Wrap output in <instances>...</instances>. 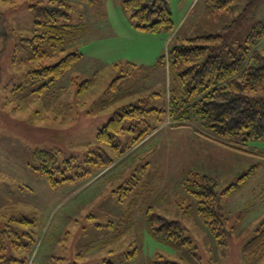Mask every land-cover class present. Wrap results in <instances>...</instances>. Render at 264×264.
<instances>
[{"label":"rangeland","instance_id":"374dc122","mask_svg":"<svg viewBox=\"0 0 264 264\" xmlns=\"http://www.w3.org/2000/svg\"><path fill=\"white\" fill-rule=\"evenodd\" d=\"M64 1L71 6L64 21L71 28L55 62L75 51L82 57L48 83L15 64L33 53L26 40L33 36V0H0V239L6 247L0 261L264 264V252L252 259L243 253L264 221V139L248 141L251 154L233 158L205 136L211 129L202 117L177 125L169 111L171 89L174 95L184 89L178 74L186 66L170 67L169 50L220 31L249 0H236L233 10L169 0L175 30L156 33L135 25L124 0ZM260 21L264 2L238 38ZM130 109H136L133 116L123 118L121 132H111V142L98 138L113 117ZM199 139L210 140L209 147ZM36 149L56 151L64 172L50 168L51 175L71 178L52 184L48 172L33 169L46 164L35 159ZM108 157L113 162L103 167ZM211 172L221 192L236 183L219 198L229 225L218 236L184 186L187 177L204 182ZM149 209L180 221L200 259L157 238L153 225L160 223L148 220Z\"/></svg>","mask_w":264,"mask_h":264},{"label":"trees","instance_id":"16d2710c","mask_svg":"<svg viewBox=\"0 0 264 264\" xmlns=\"http://www.w3.org/2000/svg\"><path fill=\"white\" fill-rule=\"evenodd\" d=\"M212 10H233L236 0H204ZM264 0H249L234 20L216 33L196 36L187 43L169 50L170 67L186 65L178 74L184 89H171L169 111L177 117V125L189 124L193 117H202L211 129L205 135L233 149L250 153L247 142L264 139V23L257 22L244 38H238L239 31L255 15ZM124 8L132 11V19L138 28L149 32L166 30L174 32L175 25L169 0H124ZM34 13L33 36L26 38L32 44L33 53L16 67L28 66L32 78L48 79V83L59 79L77 63L82 53L70 52L55 62L56 55L63 50L71 26L64 22L70 18L71 6L64 0H33L30 5ZM166 56H164L165 58ZM44 84V86L48 85ZM138 108V107H137ZM136 110V109H135ZM133 109L113 117L102 129L98 138L112 141L111 132H121L123 118L133 116ZM149 131L136 136L133 145L140 142ZM129 147V146H128ZM35 159L43 163L33 169L48 172L52 184L71 177L56 179L50 168L64 172L58 164V155L53 150L36 149ZM72 160H65L66 164ZM112 158L104 159L103 167L112 164ZM251 171V170H250ZM249 172L240 177L244 181ZM204 182L195 177H187L185 189L197 199V210L206 225L215 235L228 231L229 218L219 205L221 195L232 191V183L224 191H219L215 178L203 175ZM147 218L160 223L153 225L157 238L182 248L188 255H195L196 247L180 221L170 220L159 214L150 213ZM2 235L6 234L2 231ZM3 239H0V259L4 257ZM264 252V221L255 235L243 246L246 258L252 259ZM0 264H4L0 261ZM154 264H181L174 260H161Z\"/></svg>","mask_w":264,"mask_h":264},{"label":"crops","instance_id":"0c3cea01","mask_svg":"<svg viewBox=\"0 0 264 264\" xmlns=\"http://www.w3.org/2000/svg\"><path fill=\"white\" fill-rule=\"evenodd\" d=\"M264 2V1H263ZM207 6V5H206ZM206 137H208V138H210V139H212L211 137H209V136H207V135H205ZM213 140V142H215L216 140H214V139H212ZM205 141L206 142H211L210 140H207V139H199V142H200V144L202 145V146H208L209 147V145L208 144H210V143H205ZM216 144H218V146L220 147V148H224V150H226L225 148H227L228 150H229V155L231 156V157H233V158H235V157H241L242 155H245V154H247L246 152H242V151H239V150H236V149H233V148H231V147H229V146H226V145H224V144H221V143H219V142H217L216 141ZM210 147H211V145H210ZM199 157H201V155H199ZM214 172H211V174H209V173H205V175H208V176H211V177H213V178H215L214 177V174H213Z\"/></svg>","mask_w":264,"mask_h":264}]
</instances>
